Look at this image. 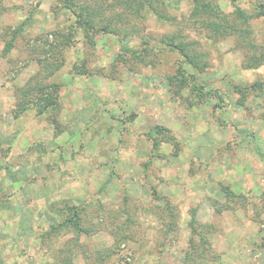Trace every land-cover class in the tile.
<instances>
[{"label": "rangeland", "instance_id": "obj_1", "mask_svg": "<svg viewBox=\"0 0 264 264\" xmlns=\"http://www.w3.org/2000/svg\"><path fill=\"white\" fill-rule=\"evenodd\" d=\"M75 1L101 7L104 20L131 35L118 40L93 32L92 46L60 0H0V264H183L193 212L199 224L215 227L208 238L220 261L191 253L189 264H264V95H248L239 106L234 90L264 78V66L241 67L254 54L251 46L256 53L264 48V20L248 22V50L235 36L214 41L199 23L187 26L190 0H165L167 7L157 8L175 24L152 11L134 19L119 6L109 8L114 0ZM213 1L223 16L234 5L252 14L264 3ZM178 30L207 53L209 68L197 84L217 94L206 103L186 90L176 97L167 84L179 58L159 41ZM67 34L73 44L65 48L60 35ZM141 37L153 47L144 62L129 54L141 49ZM82 61L84 75L73 71ZM28 84L60 86L61 132L34 109L13 118ZM156 125L169 129L179 146L162 144L151 159L146 136H155ZM222 186L247 203L225 199ZM160 198L173 206L172 222ZM65 201L85 207L80 224L89 235L77 240L74 230L59 228Z\"/></svg>", "mask_w": 264, "mask_h": 264}, {"label": "trees", "instance_id": "obj_2", "mask_svg": "<svg viewBox=\"0 0 264 264\" xmlns=\"http://www.w3.org/2000/svg\"><path fill=\"white\" fill-rule=\"evenodd\" d=\"M60 1L62 2L63 7L69 10L75 17V30L82 32L86 38V42L89 45L93 46V40L91 36L93 32H102L105 35L111 36L118 40H126L132 33L131 30H127V28L121 30L113 26V21L111 19L104 20L102 15L103 10L101 7L94 9L89 5L80 6L75 0ZM164 1L165 0H114V2H111L108 7L113 9L115 6H119L124 10V12L128 13L129 16H132L134 19L143 18V11L148 13L152 11L154 16H156L159 20L175 24V18H168L166 14L157 9L167 7ZM231 1L233 2L234 0ZM190 2L192 8L190 10L188 20L185 22L187 23V26L189 23H192V25L199 23L202 28H205L209 31L210 35H208V38L214 41H216L217 38L223 39L226 37L235 36L240 40L242 48L248 50L249 46L246 45L245 42L248 43V39L252 34V30L250 29L248 22L252 18L264 20V3H258L252 14H248L240 7L234 5L232 12L228 15L224 14L223 16L218 4L213 0H190ZM115 17L119 18L120 16ZM202 17H206V19L200 22L199 20ZM230 18H234V20H230ZM22 29L23 28H19L14 31L12 33V38L5 42L2 55H6L13 48V41L18 33L22 31ZM70 34L65 36L60 35L63 37L62 45L65 48L70 47L73 44V39ZM140 40L141 49L130 50L129 54L139 62H144L145 55L152 53L153 47L150 45L151 41L149 37H141ZM190 40L191 39H188L182 34V31L178 30L169 35L162 36L159 42L169 53L178 54L179 59H177L176 62V72L173 76L167 77L166 79L173 95L179 97L180 93L186 90L191 96L196 97L197 104H202L210 101V99L217 93L216 91H204L205 87L201 84H197V76L203 74L209 68V65L207 64L206 60L207 53L199 51L197 47L200 46V44L195 40ZM250 49H252L254 54L247 53L243 59L241 67L244 70H257L264 66V48L258 50L257 53L256 50L258 48L255 49V47L251 46ZM124 64H127V61H125ZM127 65L131 64L128 63ZM55 66L59 68V65ZM185 66H188L193 72L190 73L189 69L185 68ZM73 67V71L77 72V74L84 75L86 73L85 61L74 64ZM59 87L60 86L56 84L45 86L28 84V86L22 88L19 94V101L12 111L13 118L18 119L30 109H34L38 116L44 114L47 115L46 119L54 128V132L56 134L57 132H61L62 127L58 121V115L61 106L58 99ZM234 90L240 95L237 105L242 106L248 95L253 94L254 97L264 95V78L263 80L255 81L250 86H245L244 88L234 86ZM213 107L219 108L221 106L216 104ZM134 117L135 116L133 114L131 119ZM152 132L155 134V136L151 137L148 134L146 136L151 143L149 156L151 159L157 157L156 151L162 144H169L174 149L178 150L179 142L169 129L160 125H156L152 129ZM150 163L151 161L146 164L145 168H148ZM220 192L224 193L223 197L229 201H236L239 203V205L247 203L246 196L236 195L231 192L228 187H220ZM262 193L264 194V190ZM161 200L164 201V208L162 210L167 212L168 219H170V222H172V220L175 219V212L173 211L174 208L167 198H162ZM213 204L219 205L216 200L213 201ZM64 206V220H62V222L59 224V228L61 227V229L64 228L74 230L76 232L75 235L77 240L80 238L81 234L89 235L90 230L83 228L80 224L82 220V214L85 212V207L83 206L82 208L81 206L71 205L67 201H65ZM219 207L221 208V205H219ZM227 207L229 208L230 206H223V210L228 209ZM215 212L217 216L220 214V212H218V208H215ZM188 227L190 229V237L188 240L189 250L186 251L187 253L185 254L183 264H186L187 262L189 264V262L192 260L191 253H196L197 257L202 258L201 260L203 261L212 259L216 262H219L220 254H215L214 251L211 250V243L208 238L209 234L215 230V227L212 224H199L195 220L194 212L191 215ZM57 229L58 228L53 227L51 230L52 232H55ZM166 230L167 233L171 232L172 225L168 224L166 226ZM197 249H200V256L199 252H197Z\"/></svg>", "mask_w": 264, "mask_h": 264}]
</instances>
